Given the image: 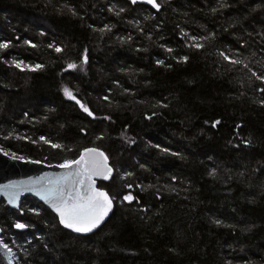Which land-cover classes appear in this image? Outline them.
<instances>
[{
    "label": "trees",
    "instance_id": "obj_1",
    "mask_svg": "<svg viewBox=\"0 0 264 264\" xmlns=\"http://www.w3.org/2000/svg\"><path fill=\"white\" fill-rule=\"evenodd\" d=\"M158 3L0 0V148L114 169L88 236L1 198L14 264H264V0Z\"/></svg>",
    "mask_w": 264,
    "mask_h": 264
},
{
    "label": "snow or ice",
    "instance_id": "obj_2",
    "mask_svg": "<svg viewBox=\"0 0 264 264\" xmlns=\"http://www.w3.org/2000/svg\"><path fill=\"white\" fill-rule=\"evenodd\" d=\"M135 2L136 0H133V3ZM147 2L157 9L160 6L157 3V0H147ZM194 46L200 47L202 45L197 44ZM7 47V44H0V49ZM56 50L61 51L59 48ZM221 55H223V53H221ZM224 58L226 60L229 59L228 56H225ZM184 59L187 58L185 57ZM86 61L87 57L85 56V62ZM231 62L240 63L238 60H232ZM13 63L15 64L16 62L13 61ZM16 67L19 68L21 65L16 64ZM40 67V65H36L32 70L39 69ZM68 67L70 69H75L77 65L70 64ZM257 79L264 82V77L257 76ZM261 90L264 91V89ZM64 93L69 99H76L71 90L68 88L64 89ZM77 103H79L78 100ZM80 106L90 116L92 115L85 105L81 104ZM216 123H219V121ZM45 143H48V141H45ZM52 147L58 148L60 145L53 144ZM90 154H93V156H103V153H97L96 149H88L78 159L66 161L60 165V167L73 168V166H76V170L69 176L58 179L55 182L56 187L47 190L42 196V198L47 200L58 212L61 223L66 228H70L75 232L93 231L100 225V223L103 222L104 218L112 209V199L109 197L108 193L97 190L94 186L95 182L93 180V176H102L104 179H108L111 175L112 169L108 168L106 163L107 157H104L105 163L103 168L106 171L97 170L94 160ZM12 158L23 159L22 157H16L15 154H13ZM85 180L88 181L87 185H85ZM65 188H68L69 190L65 191ZM124 199L131 202L135 199V197L129 194L125 196ZM16 227L23 229L26 225L18 223L16 224ZM4 247L11 252L8 245L5 244Z\"/></svg>",
    "mask_w": 264,
    "mask_h": 264
},
{
    "label": "water",
    "instance_id": "obj_3",
    "mask_svg": "<svg viewBox=\"0 0 264 264\" xmlns=\"http://www.w3.org/2000/svg\"><path fill=\"white\" fill-rule=\"evenodd\" d=\"M133 5L144 4L155 11H160L161 7L155 8L147 2V0H136L133 3V0H128ZM159 0H157V3ZM159 4V3H158ZM88 149H96L97 153H103V156H98L90 154L93 158L97 170L106 171L103 168L105 163L104 157H107V166L111 168V175L108 179H104L102 176H93L94 186L97 190L108 193L106 190L99 188L98 182H110L114 176V169L110 164V160L106 153L99 148L90 147L82 151L81 155L85 153ZM80 155V156H81ZM79 156V157H80ZM76 170V166L73 168H63L60 165H48L43 162L33 161V160H24V159H13L11 155L7 154L3 149L0 148V199H4L7 205L10 208L17 209L21 205L23 199L26 196H30L37 201L43 203L47 208H49L59 219L60 225L72 233L81 236H88L95 233L111 216L114 209V202L112 199V209L104 218L103 222L91 232H75L70 228H66L60 221L58 212L50 205V203L43 199V194L54 187H56V181L61 177H67ZM88 181L85 180V185ZM68 188H65V191H68ZM83 190V189H81ZM11 201V202H10ZM15 229L18 231H25L27 227L20 229L15 226ZM4 243L0 236V264H14L12 260V251L9 252L5 247Z\"/></svg>",
    "mask_w": 264,
    "mask_h": 264
},
{
    "label": "rangeland",
    "instance_id": "obj_4",
    "mask_svg": "<svg viewBox=\"0 0 264 264\" xmlns=\"http://www.w3.org/2000/svg\"><path fill=\"white\" fill-rule=\"evenodd\" d=\"M12 260H13V262L15 261V256H14L13 252H12Z\"/></svg>",
    "mask_w": 264,
    "mask_h": 264
}]
</instances>
